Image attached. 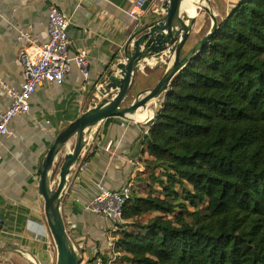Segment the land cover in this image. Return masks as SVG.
<instances>
[{
	"label": "trees",
	"instance_id": "1",
	"mask_svg": "<svg viewBox=\"0 0 264 264\" xmlns=\"http://www.w3.org/2000/svg\"><path fill=\"white\" fill-rule=\"evenodd\" d=\"M217 26L147 125L118 264H264V0Z\"/></svg>",
	"mask_w": 264,
	"mask_h": 264
},
{
	"label": "crops",
	"instance_id": "2",
	"mask_svg": "<svg viewBox=\"0 0 264 264\" xmlns=\"http://www.w3.org/2000/svg\"><path fill=\"white\" fill-rule=\"evenodd\" d=\"M136 1L0 0V111L10 103L8 91L19 90L23 81L17 61L23 44L20 33L26 32L32 40L45 42L51 5H57L71 19L69 55L85 51L89 60L87 80L72 65L63 84H43L32 96L30 111L14 118L8 134L0 140V249H4L0 251V264L56 263V249L44 216L43 200L37 190L38 166L55 137L86 111L95 91L123 61L124 47L139 29L128 14ZM238 2L208 0V6L218 23ZM156 11L154 3L143 9L142 24H146ZM201 13L206 35L213 23L205 11ZM201 16L196 15L190 36ZM195 43L189 38L182 55ZM148 63L139 67L135 90L151 89L166 71L155 70L158 63L155 60ZM148 108L153 109L152 103ZM147 125L130 117L103 120L77 162L64 190L60 209L69 237L81 257L80 264H90V258L105 251L108 245L107 239L106 242L102 240H105L104 229L112 223L83 210L97 194L98 185L118 191L131 183L133 191H143L144 184H139L137 177L149 175L143 164L146 147L142 145L149 130ZM109 143L111 147L106 150ZM71 148L68 146L65 153ZM96 242L101 245L97 246ZM15 248L23 252L9 251ZM108 257L111 261V253Z\"/></svg>",
	"mask_w": 264,
	"mask_h": 264
},
{
	"label": "water",
	"instance_id": "3",
	"mask_svg": "<svg viewBox=\"0 0 264 264\" xmlns=\"http://www.w3.org/2000/svg\"><path fill=\"white\" fill-rule=\"evenodd\" d=\"M203 1L208 6V0ZM182 2L183 0H146L144 9L154 3L157 11L126 43L123 61L116 65V70L95 91L86 111L55 137L41 158L38 166L37 190L43 200L44 216L56 249L55 264L81 263V257L67 232L60 204L77 162L88 147L97 126L108 118L128 117L129 114H134L140 109H146L148 103L164 98L174 77L202 50L218 30L217 21L209 6L200 7L212 19V28L182 55L196 22V17L189 18L183 14ZM151 60L158 62L155 70L166 69L165 73L154 87L137 93L133 101L126 105L134 90L139 67L144 63L149 64ZM157 106L158 104L156 110ZM151 119L143 123H149ZM70 145L71 150L65 153ZM60 158L62 160L56 186L52 188L51 174ZM9 251L19 254L23 252L16 248Z\"/></svg>",
	"mask_w": 264,
	"mask_h": 264
},
{
	"label": "built area",
	"instance_id": "4",
	"mask_svg": "<svg viewBox=\"0 0 264 264\" xmlns=\"http://www.w3.org/2000/svg\"><path fill=\"white\" fill-rule=\"evenodd\" d=\"M145 2L146 0H137L128 13L138 28L143 26L141 17ZM47 19L45 42L32 40L26 32L20 33L19 39L23 44L19 48L17 61L21 67L23 81L19 90H9L7 93L10 103L4 111H0V140L8 134L9 125L14 118L30 111L32 96L43 84H63L72 65L77 67L85 80L89 78V60L86 52L80 51L74 56L69 55L70 17L57 5H51ZM110 147L111 143L107 145L106 150ZM133 190L131 183L118 191H111L103 185H98L97 194L84 205L83 210L111 222L108 230L111 234L115 233L119 230L118 224L124 222V208ZM92 264H103V261L101 257H96Z\"/></svg>",
	"mask_w": 264,
	"mask_h": 264
},
{
	"label": "rangeland",
	"instance_id": "5",
	"mask_svg": "<svg viewBox=\"0 0 264 264\" xmlns=\"http://www.w3.org/2000/svg\"><path fill=\"white\" fill-rule=\"evenodd\" d=\"M201 5H203L205 7H208L205 3L202 4V3H200V0H197L196 6H197L198 9H197V14L196 15L201 14L202 16L200 18H198L199 23L197 24V26H196V28L194 30V33L190 36L191 43H195L197 41V39L199 40V38H202L203 36H205V33H206V26H204V22H203L204 15H203V13H201L204 10L202 8H200V7H202ZM190 45H193V44H190ZM148 74H150V72ZM146 79H148V78H146ZM144 90H146V89H144ZM141 91H143V90H141ZM141 91H140V89L139 90H135L134 89V92H132L131 96L128 98V100L126 102V105L130 104V102L133 101L135 95L137 93L141 92ZM163 100H164V98H162L159 101H157L158 106H157L156 112L160 108V105L162 104ZM61 160L62 159L60 158V160L57 161L56 166H55V168H54V170H53V172L51 174L52 188H55V186H56ZM146 187L147 186L144 184L143 185V191L140 192L141 195H146V193H148V190H147ZM150 217H152V216L151 215H147V216H144L143 218L139 219L138 221L139 222H146V220L149 219ZM123 221L124 222L122 224H118L119 228L122 227V229H124V230H127V229L131 230L132 229L131 223H133V222L132 221H127L126 222L125 220H123ZM104 230H105L104 231L105 240L103 239L102 242H106V239H107L108 245H107V247L104 248L105 251H103L101 254H102L103 257H106L107 259H109L110 257H108V256H109V253H111V256H112L111 262H110V259H109L110 263L109 262L108 263L109 264H118V262H117L118 255H116V253H115V251H116L115 250V242L117 240V235H116L117 232L111 234L108 229H104ZM109 239H111V241H109ZM96 244H97V246L101 245L100 242H96ZM112 250L114 251V253H112Z\"/></svg>",
	"mask_w": 264,
	"mask_h": 264
},
{
	"label": "bare ground",
	"instance_id": "6",
	"mask_svg": "<svg viewBox=\"0 0 264 264\" xmlns=\"http://www.w3.org/2000/svg\"><path fill=\"white\" fill-rule=\"evenodd\" d=\"M196 4H197V0H183L181 6L183 14L187 15L189 18L196 17L197 9H198ZM151 103L153 105V109H149V108L147 109V106ZM156 105H157V101H152L147 104L146 109L144 110L140 109L134 114H129L128 117H130L131 119L134 118L136 121L145 122L153 116L156 110Z\"/></svg>",
	"mask_w": 264,
	"mask_h": 264
}]
</instances>
